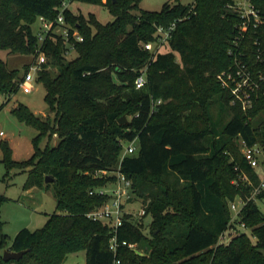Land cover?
I'll use <instances>...</instances> for the list:
<instances>
[{
  "label": "trees",
  "instance_id": "16d2710c",
  "mask_svg": "<svg viewBox=\"0 0 264 264\" xmlns=\"http://www.w3.org/2000/svg\"><path fill=\"white\" fill-rule=\"evenodd\" d=\"M79 1L106 7L112 20L101 24L67 8L62 15L69 40L53 24L40 43L32 26L39 18L54 22L60 0H0V51L45 55L36 81L52 115L37 117L22 104L14 107L17 121L36 131L32 154L15 161L8 143L1 142L0 162L7 171H26L25 190L52 186L57 211L43 227L18 231L7 248L1 235L0 250L27 252L9 262L0 255V264H62L79 251L85 252V264H264V215L257 203H248L239 217L254 242L240 233L217 245L231 217L229 202L245 191L231 184L235 168L256 184L234 140L264 147V81L258 77H264V0H250L260 22L244 32L233 0L188 5L169 0L159 11L140 9L141 0ZM171 23L175 28L165 51L144 50L156 28ZM73 31L80 41L71 38ZM69 48L76 56L66 60ZM237 65L258 84L246 111L231 105L229 91L217 79ZM142 72L146 83L136 89ZM23 75L0 58V95H15ZM215 104L230 113L219 131L210 114ZM123 116L126 122L119 124ZM54 137L58 141L51 147ZM133 141L137 153L121 159L123 144ZM117 169L131 182L134 197L146 202L141 219L149 215L151 222L144 234L139 220L124 215L112 251L110 224L86 215L109 200L89 192L116 179L94 173ZM45 177L53 182L45 184ZM5 200L0 195V206Z\"/></svg>",
  "mask_w": 264,
  "mask_h": 264
},
{
  "label": "rangeland",
  "instance_id": "374dc122",
  "mask_svg": "<svg viewBox=\"0 0 264 264\" xmlns=\"http://www.w3.org/2000/svg\"><path fill=\"white\" fill-rule=\"evenodd\" d=\"M167 1L169 0H141L139 8L146 11H159L162 5ZM193 1L194 0H179L183 5L191 4ZM235 1L241 2L242 0ZM67 8L75 13H81L84 18H89L90 15H93L101 24H105L112 20V16L107 8L101 5H92L79 0H73L68 3ZM40 29L41 23L37 21L32 26V31L37 34L40 32ZM63 29V27L57 28V31L62 33ZM160 51H165V48H161ZM69 52L66 60L74 59L76 53L73 50H69ZM0 58L6 63L9 70L18 71L20 76L23 75L36 60L32 55L10 54L7 51H0ZM47 70L50 71L51 75L57 74V68L55 66H48ZM31 73L33 75V80L31 82L32 91L23 92L19 89L18 92L9 99L0 95V143H8L11 149V158L15 161H24L30 157L32 154L31 140L36 135V131L18 122L11 114V110L18 104H22L37 117L52 116L48 113L44 101L45 89L36 81V73L33 71ZM3 104L5 105L2 107ZM210 114L215 123V130L217 131L220 130L222 124L230 117V113H225L220 110L217 104L210 108ZM57 141L58 139L54 137L49 145L53 147L57 144ZM234 143L240 151V139H235ZM45 144L46 140H42L40 147H44ZM126 146L127 144L124 143L123 150ZM1 158L2 151L0 149V160ZM100 175L110 176L112 173L108 172L105 175L101 172L94 173V176ZM26 177V171H7L4 164L0 162V195L6 199L0 206V237L1 235L5 236L6 248L18 231L21 229H28L29 231L37 230L44 226L49 215L57 212L53 187H33L25 190L24 184ZM111 188L112 184L106 185L104 190L109 192ZM131 198L132 199L127 200L123 206L126 212L125 215L132 216L136 220H139L143 226V233L148 234L151 217L147 215L141 219L142 216H138L141 211L145 210L146 202L135 198L133 193ZM257 207L262 215H264V199L257 202ZM244 233L253 243L254 238L250 230H245ZM6 248L0 250V255H2ZM62 264H85V252L79 251L68 254Z\"/></svg>",
  "mask_w": 264,
  "mask_h": 264
},
{
  "label": "built area",
  "instance_id": "2783aa9c",
  "mask_svg": "<svg viewBox=\"0 0 264 264\" xmlns=\"http://www.w3.org/2000/svg\"><path fill=\"white\" fill-rule=\"evenodd\" d=\"M72 0H60L59 14L57 15L54 22H48L43 18H39L41 23L40 32L37 34L38 40L41 43L44 40L46 34L52 30L53 24H56L57 28H64L62 33H59L57 29L56 33L62 36L66 41L69 40V30L65 27V21L62 12L67 9L68 3ZM234 1L232 10L237 13L241 22L238 25L240 32H244L248 29L250 25L256 26L260 22L259 15L254 9L250 0H242L241 2ZM105 2V0H102ZM175 28V23H171L167 27L159 26L156 28L154 33V41L143 44L144 50L150 53H156L164 48L171 38V33ZM71 38L74 41H80L81 37L76 31H73ZM69 48L64 52V57L66 58L70 53ZM46 63V57L43 53L37 55L36 60L29 69L25 72L22 77V81L19 88L23 92L32 91L31 82L33 80L32 71L37 73L40 70L41 65ZM259 79L264 81V77L258 75ZM221 86L227 89L231 95V105H237L241 111H246L252 105V97L258 88L257 82L253 79L252 73L244 66L237 65L234 71H228L221 73L217 76ZM146 83L145 74L142 72L136 77L134 81V86L136 89H141ZM159 103V101L157 102ZM137 145L135 141L128 143L124 148L121 155V159L125 156H132L137 153ZM240 154L244 163L247 167L253 171L256 176V184L250 176L243 170H237L236 179L231 182L235 187H242L245 191L237 195L235 199L229 202V210L231 217L228 223V227L223 231L217 239V245H227L234 236L244 233L245 230H249L245 227L244 223L239 219L240 213L247 206L248 203H257L259 201L258 196L264 193V147L258 145L247 146L244 141L240 140ZM104 175L107 171H101ZM115 176V182L112 184V188L109 192L105 191L104 187L97 188L90 191L89 194H99L108 195L109 200L104 203L99 209L90 212L86 217L92 221H100L109 223L113 229V237L110 239V250L114 251L116 248V230L122 224L123 216L125 215L124 204L127 200L132 199L131 195V183L123 175L119 173V170L111 172ZM247 190V191H246ZM144 211H141L138 216H143ZM245 234V233H244ZM122 245H127L122 242ZM131 249H135V245H127ZM115 264H119L116 261Z\"/></svg>",
  "mask_w": 264,
  "mask_h": 264
},
{
  "label": "water",
  "instance_id": "95a60500",
  "mask_svg": "<svg viewBox=\"0 0 264 264\" xmlns=\"http://www.w3.org/2000/svg\"><path fill=\"white\" fill-rule=\"evenodd\" d=\"M123 122H126V118L123 116L120 120H119V124H122ZM45 184L48 183H52L53 180L49 177H45L44 179ZM27 252V250L25 251H20V252H13V251H9V250H4L2 253V260L4 262H9V261H18L22 258V256Z\"/></svg>",
  "mask_w": 264,
  "mask_h": 264
},
{
  "label": "crops",
  "instance_id": "0c3cea01",
  "mask_svg": "<svg viewBox=\"0 0 264 264\" xmlns=\"http://www.w3.org/2000/svg\"><path fill=\"white\" fill-rule=\"evenodd\" d=\"M31 156V155H30Z\"/></svg>",
  "mask_w": 264,
  "mask_h": 264
}]
</instances>
